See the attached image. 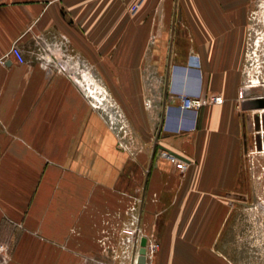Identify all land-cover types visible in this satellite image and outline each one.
Returning a JSON list of instances; mask_svg holds the SVG:
<instances>
[{
    "label": "crops",
    "instance_id": "1",
    "mask_svg": "<svg viewBox=\"0 0 264 264\" xmlns=\"http://www.w3.org/2000/svg\"><path fill=\"white\" fill-rule=\"evenodd\" d=\"M261 1L0 0V239L27 243L31 252L37 244L72 243L80 232L70 233L88 219L87 200L99 194L95 185H113L121 165L129 171L136 164L117 149L77 80L41 58V46L66 42L93 77L103 76L128 101L129 114L148 115L141 100L156 83L152 72L163 78L160 93L169 94L165 106L173 110L164 112L157 147L189 166L179 172L149 152L135 158L147 173L144 207L168 226L192 203L185 195L212 194L239 171L240 66L250 12ZM15 42L23 63L10 53ZM188 62L200 64L201 77L171 70ZM177 90L219 93L225 101L202 107L188 130L193 120L180 121Z\"/></svg>",
    "mask_w": 264,
    "mask_h": 264
},
{
    "label": "rangeland",
    "instance_id": "2",
    "mask_svg": "<svg viewBox=\"0 0 264 264\" xmlns=\"http://www.w3.org/2000/svg\"><path fill=\"white\" fill-rule=\"evenodd\" d=\"M249 26L237 99L245 141L239 171L231 176L227 187L216 188L212 194L196 190L185 195L184 199L192 203L177 213L180 217L168 226L158 221V211L144 207L147 173L139 168L135 158L149 152L179 172H185L189 166L181 159L174 163L164 158L163 149L157 147L164 112L173 110L172 106H165L169 94L160 93L163 78L152 72L150 79L156 83H149L151 93L141 100L142 110L148 115L142 111L137 114L136 107L129 114L128 101L116 98L103 76L93 77L91 69L83 65L66 42L41 46V58L57 64L59 70L77 80L87 105L113 134L117 149L127 153L136 164L132 169L130 163L129 171L121 165L113 185H95L101 189L97 188L99 194L90 197L93 200H87L88 219L70 233L80 232L72 243L37 244L31 252L25 250L27 243L22 246L2 236L0 264H139L143 236L147 238L144 264H264V1L254 5ZM174 69L183 71V65H175ZM186 73L188 79L197 75L194 71ZM183 93L197 94L185 90L175 94ZM177 111L183 123L193 119L189 112ZM183 161L186 167L180 166ZM72 166L77 170V164ZM201 200L205 203L197 209L195 202Z\"/></svg>",
    "mask_w": 264,
    "mask_h": 264
},
{
    "label": "built area",
    "instance_id": "3",
    "mask_svg": "<svg viewBox=\"0 0 264 264\" xmlns=\"http://www.w3.org/2000/svg\"><path fill=\"white\" fill-rule=\"evenodd\" d=\"M137 6H138V4H134L131 9L134 11L137 8ZM10 53L15 56V58L17 59V61L19 63H23L24 62L25 59L23 57L21 49L18 47L16 42L12 45V47L10 49ZM174 66H171V70L174 69ZM183 70H185V72L194 71V72H196V74L199 77L202 76L201 67L196 62L185 63L183 65ZM176 97L178 99L177 109L180 111V113L189 112L190 114H192L193 122H192V125L189 128H187L188 130H193L194 129L195 123H196V119H197V116L199 114V110L203 106L208 105V104H212V105L213 104H219V103H222L223 100H224L223 96L221 94H219V93H212V94H209V95H206V96H203V95L198 94V93L196 95H187V94L177 95L176 94ZM162 156L164 158H167L171 162H174V163H175V161H178L180 159L177 156H175V154L174 155L171 154L166 149L162 150ZM184 161H183V163H180V166L186 167V163ZM146 248H147V245H146ZM146 257H147V250H146Z\"/></svg>",
    "mask_w": 264,
    "mask_h": 264
},
{
    "label": "water",
    "instance_id": "4",
    "mask_svg": "<svg viewBox=\"0 0 264 264\" xmlns=\"http://www.w3.org/2000/svg\"><path fill=\"white\" fill-rule=\"evenodd\" d=\"M169 151V150H168ZM171 154H175V156H177L178 158L182 159V160H185L187 161L185 158H183L181 155L172 152V151H169ZM140 248H139V255L137 257V262H139V264H144L145 261H146V245H147V238L145 236L141 237V241H140Z\"/></svg>",
    "mask_w": 264,
    "mask_h": 264
},
{
    "label": "bare ground",
    "instance_id": "5",
    "mask_svg": "<svg viewBox=\"0 0 264 264\" xmlns=\"http://www.w3.org/2000/svg\"><path fill=\"white\" fill-rule=\"evenodd\" d=\"M184 72H185V70H183ZM190 75H192V74H190ZM193 76V75H192ZM189 77V76H188ZM176 78V77H175ZM175 80V79H174ZM190 80H191V78H190ZM189 80V81H190ZM193 80V79H192ZM195 80V79H194ZM196 81H199V79L198 80H196ZM196 81H194V82H196ZM188 82V81H187ZM193 82V81H192ZM184 83V82H183ZM197 83V82H196ZM176 85V84H175ZM176 87H177V85H176ZM195 87V86H194ZM175 88V87H174ZM186 89V88H185ZM192 89V88H191ZM190 90V89H189ZM188 91V90H187ZM186 92V91H185ZM190 92V91H189ZM194 92V91H193ZM192 92V93H193ZM191 93V92H190ZM183 94H186V93H183ZM188 95V94H187Z\"/></svg>",
    "mask_w": 264,
    "mask_h": 264
}]
</instances>
